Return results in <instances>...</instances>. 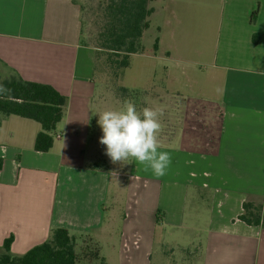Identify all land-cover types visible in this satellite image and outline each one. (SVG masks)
Segmentation results:
<instances>
[{"label":"crops","instance_id":"crops-1","mask_svg":"<svg viewBox=\"0 0 264 264\" xmlns=\"http://www.w3.org/2000/svg\"><path fill=\"white\" fill-rule=\"evenodd\" d=\"M165 1H152L151 18L166 11ZM154 2L160 3L158 9ZM156 27L159 49L148 56L164 62L162 73L150 80L147 99L148 107L163 109L164 127L179 114L177 132L163 129L159 134L158 150L169 152L172 162L157 177L132 160L122 199L127 213L117 219L108 203L120 184L97 164L98 114L106 108L96 100L95 51L81 43L80 5L74 0H0V67L50 85L69 99L47 153L34 149L42 130L38 122L15 115L0 121V247L13 236L11 252L23 255L44 243L53 228H66L76 241L79 236L94 239L96 254L107 263L116 262L117 254L122 264H151L160 229L162 253L170 246L184 250L180 230L188 229V205L195 201L197 211L207 208L208 228L197 256H184V264H264V229L239 219L245 202L264 207V72L259 71L264 34L255 44L257 32L248 33L257 59L242 67H221L222 90L206 99L182 92L178 75L186 71L178 60L181 54L169 45L173 39L163 34L164 26ZM164 49L170 56L162 54ZM213 77L217 83L218 76ZM171 90L179 91L175 103ZM144 209L149 222L142 221ZM190 217L195 219L196 212ZM169 227L179 235L166 238Z\"/></svg>","mask_w":264,"mask_h":264},{"label":"rangeland","instance_id":"rangeland-1","mask_svg":"<svg viewBox=\"0 0 264 264\" xmlns=\"http://www.w3.org/2000/svg\"><path fill=\"white\" fill-rule=\"evenodd\" d=\"M78 1L84 7V40L94 48L97 43V34L102 26V5L106 0ZM160 3L154 2L155 9H158ZM163 4L166 6V11H162L161 15L157 13L153 15L151 24L153 22L154 27L146 32L143 39L146 49L144 55H133L130 60V66L124 71L120 70L119 73L113 69V66L108 65L106 55L99 57L98 70L95 75L98 86L96 100L102 102L106 110L121 109L125 100L134 102L138 112L144 107H148L147 91L149 90L150 80L153 79L154 73L157 72V76L162 73L161 64L164 62L161 59H154L152 56H148L151 53L153 54V44L160 33V28L156 27L157 23H160V26H164L163 34L166 35L168 41H170V38L173 39L169 45H174L175 49H178L179 54H181V58L179 57L178 60L180 66L185 68L186 73L180 70L178 77L182 84V92L185 95L193 97L204 95L202 97L209 99V97L220 93L222 90L224 78L220 75L221 67H230V65L242 67L250 60L254 62L257 59V54L252 51V46L248 41V33L252 31L264 34V0H167ZM251 12H258L256 20L253 22H250ZM159 16L160 18H158ZM166 24H168L167 28ZM230 28H234V36H230ZM231 37L235 38L232 44H230ZM164 48H166V43ZM262 48L260 47L261 51ZM167 50L164 49L162 51L164 56H170V52H167ZM259 71L264 72V67ZM4 74H7V72L0 67V80ZM212 74L214 77L218 76L216 77L217 83H212L210 79ZM159 85L161 86L162 83H159ZM123 87L129 90H137L138 94L132 93L133 97H131V94L123 97L125 95L121 91ZM170 95L176 96V98L171 99L172 103L174 100H176L174 103L178 101L179 91L171 90ZM178 115L176 113V115L171 117V121L165 122V127L161 118L162 131L165 129L167 133H176L179 122ZM102 135L101 130L98 143ZM99 145L100 159L97 164L110 170L120 184V191L117 197L115 198L112 195V200L108 203V210L115 211L116 218L120 219L122 214L124 217L127 213L126 202L122 203V199L132 160L113 164L106 155V146L100 143ZM126 200L127 198H125ZM199 206L200 204L195 201L189 202L187 222L190 225H187V230H180V232L184 231L182 234V241L185 243L183 246L184 250L167 246L166 254L162 253L160 246L163 243L164 232L160 229L156 245L158 250L153 256L151 264H184L182 262L185 258L184 256H197L199 241L202 242L204 240L205 232L208 228L205 220L207 208L204 206L197 211ZM130 212L132 214L133 210ZM143 212L145 214L148 213L147 209H144ZM194 212L197 215L195 219L190 217L193 216ZM109 213L108 215H110ZM142 221L149 222L150 216L147 214ZM125 222L128 221H124L123 218L121 222L123 230H125ZM175 231L170 228L166 238L169 233V237L173 235V238L175 235H179ZM109 244L111 242L107 245L109 246ZM114 246L119 251V239L116 240ZM97 248L96 242H94V239H90L89 236H79L77 238L76 250L79 253L82 264H97L94 259ZM115 255L113 257H115L116 262L111 263L108 260V263L122 264L123 258L120 259L117 254Z\"/></svg>","mask_w":264,"mask_h":264},{"label":"trees","instance_id":"trees-1","mask_svg":"<svg viewBox=\"0 0 264 264\" xmlns=\"http://www.w3.org/2000/svg\"><path fill=\"white\" fill-rule=\"evenodd\" d=\"M153 0H106L102 5L101 29L96 37L95 75L98 70V60L107 56V63L117 73L130 66L133 55L145 54L143 43L146 32L151 27V16L154 7ZM81 8V43L92 46L84 40L83 12L84 7L74 0ZM258 12H253L251 22L256 20ZM262 39L259 33L252 36L253 43ZM154 53L159 49V38L153 44ZM12 90L11 99L0 98V121L4 117L19 116L31 119L41 125L37 134L34 149L47 153L52 150L55 141V130L66 115L69 99L54 87L24 80L17 72H7L0 80ZM126 95L138 94L137 90L121 88ZM133 93V94H132ZM123 95V94H122ZM4 164L0 157V170ZM243 213L239 219L250 226H260L264 229V207L252 202L243 204ZM13 236L6 239L0 247V264H82L76 250V238L66 228H53L49 238L42 244L30 249L23 255L11 252ZM97 264H108L104 258L94 257ZM99 260V261H98ZM92 264V263H89Z\"/></svg>","mask_w":264,"mask_h":264},{"label":"clouds","instance_id":"clouds-1","mask_svg":"<svg viewBox=\"0 0 264 264\" xmlns=\"http://www.w3.org/2000/svg\"><path fill=\"white\" fill-rule=\"evenodd\" d=\"M12 90L0 83V98L11 99ZM163 109L144 107L139 112L134 102L125 100L119 110H104L97 121L103 135L99 143L106 146V155L113 164L134 160L157 177L166 174L172 162L167 151H159ZM71 179V177H69Z\"/></svg>","mask_w":264,"mask_h":264}]
</instances>
